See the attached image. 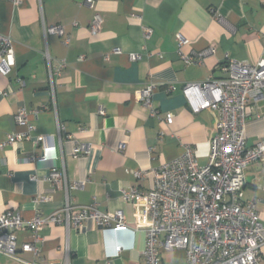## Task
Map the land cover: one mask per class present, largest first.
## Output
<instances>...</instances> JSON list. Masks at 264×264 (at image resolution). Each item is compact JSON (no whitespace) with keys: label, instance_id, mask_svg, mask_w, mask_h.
Masks as SVG:
<instances>
[{"label":"crops","instance_id":"obj_1","mask_svg":"<svg viewBox=\"0 0 264 264\" xmlns=\"http://www.w3.org/2000/svg\"><path fill=\"white\" fill-rule=\"evenodd\" d=\"M83 2L0 0V32L15 50L12 72L0 76V145L27 131L16 122L21 110L35 126L31 138L0 149V215L13 211L31 219L62 212L66 192L55 188L49 174L64 169L68 184L85 183L70 191L73 206L122 210L128 229H102L92 220L80 229L48 225L40 232L39 256L19 250L18 257L60 263L70 251L71 264H146V234L136 231V207L124 192L149 190L154 172L180 157L185 146L194 148L200 164L208 163L218 115L194 113L184 87L228 78L224 69L231 60H264V0H99L94 9ZM96 12L104 24L94 36L89 27ZM54 25L64 26L69 45L64 37L46 35L45 28ZM145 28L153 30L149 40ZM177 35L189 43L180 48ZM210 47L215 52L200 59ZM180 50L193 61L186 63ZM130 54L142 60L132 62ZM149 83L158 86L152 106L140 99ZM250 104L245 133L247 146L254 147L264 140V99ZM79 146L87 152L77 154ZM137 171L145 173L142 180ZM245 175L244 200L258 201L264 224V162L252 164ZM17 235L21 243L29 237L26 231ZM162 259L187 263L184 251H162ZM0 264L24 263L2 256Z\"/></svg>","mask_w":264,"mask_h":264},{"label":"built area","instance_id":"obj_2","mask_svg":"<svg viewBox=\"0 0 264 264\" xmlns=\"http://www.w3.org/2000/svg\"><path fill=\"white\" fill-rule=\"evenodd\" d=\"M20 4L21 0H14ZM99 0H84L83 4L94 9ZM104 24L100 13H95L89 30L97 35ZM46 35L64 37V44L70 39L62 25L45 28ZM151 28L144 29V38L149 40ZM180 48L188 40L177 35ZM115 53L121 54L120 49ZM215 52L213 47L200 52V59ZM180 55L186 63L193 58ZM132 62L142 60L140 54H130ZM60 63V68L65 67ZM15 66V50L12 39L0 32V76H8ZM229 73L226 79H208L202 83L184 87V95L194 113L212 110L218 115L216 135L211 140L207 164H200L192 146H185L177 159L164 164L154 172V183L149 190L132 189L124 192L126 202L136 207L135 229L146 234L143 255L146 264H170L162 259V251L172 254L184 251L186 264H261L264 248V224L258 211V201L244 200L246 170L254 163L264 162V140L254 147L247 146L245 126L251 114V99H264V60L252 65L231 60L224 69ZM158 86L149 83L142 90L140 99L146 106H152V97ZM174 90V88H171ZM52 98L55 104L54 88ZM104 112H102L103 114ZM152 116L158 118L156 111ZM168 125L174 123V115H166ZM16 122L25 126V133L10 135L0 145L15 144L31 138L35 126L28 121V115L21 110ZM123 147V146H121ZM85 146H79L77 154L86 153ZM31 158L30 160H44ZM138 180L145 176L143 171L133 172ZM49 179L56 189H64L68 199L62 212L49 216L36 214L25 219L13 211L0 215V257L5 256L24 264H35L21 260L18 251L31 252L39 256L37 244L40 232L45 226L65 225L80 229L92 220L102 229L122 232L128 229L122 210L114 213L102 212L98 204L76 208L69 201V193L84 188L85 183L68 184L65 170L54 168ZM264 189V188H263ZM26 231L28 239L18 240V233ZM117 248V253L121 252ZM71 264V253L60 263Z\"/></svg>","mask_w":264,"mask_h":264}]
</instances>
